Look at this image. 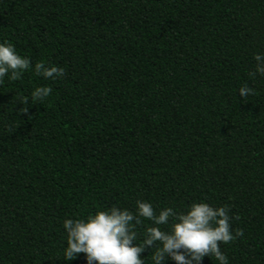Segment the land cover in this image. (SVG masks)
Listing matches in <instances>:
<instances>
[{"label": "trees", "instance_id": "1", "mask_svg": "<svg viewBox=\"0 0 264 264\" xmlns=\"http://www.w3.org/2000/svg\"><path fill=\"white\" fill-rule=\"evenodd\" d=\"M0 40L65 70L0 83V264H86L62 221L138 199L227 206L228 264H264V0H0Z\"/></svg>", "mask_w": 264, "mask_h": 264}, {"label": "clouds", "instance_id": "2", "mask_svg": "<svg viewBox=\"0 0 264 264\" xmlns=\"http://www.w3.org/2000/svg\"><path fill=\"white\" fill-rule=\"evenodd\" d=\"M253 59L256 63L249 77H264V54L256 53ZM29 69L46 80L62 78L65 71L42 60L30 62L27 56L17 54L7 40H0V83L18 80ZM51 91L46 85L35 86L30 98L42 102ZM236 93L243 99L255 91L243 84ZM19 100L28 102L23 96ZM141 225L144 230L138 233L137 226ZM62 229L63 259L83 253L86 264H145L140 253L146 248L152 250L151 264H162L166 257L176 264H199L204 256L217 264H228L220 245L243 235L240 229L230 228L227 206L213 207L203 201H194L183 211H174L171 206L155 208L150 202L138 199L132 210L111 206L83 217L65 218Z\"/></svg>", "mask_w": 264, "mask_h": 264}]
</instances>
